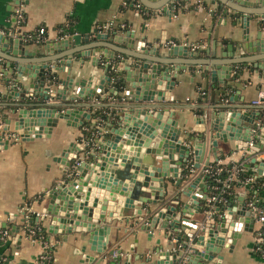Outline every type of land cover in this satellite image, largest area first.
<instances>
[{
	"label": "crops",
	"instance_id": "crops-1",
	"mask_svg": "<svg viewBox=\"0 0 264 264\" xmlns=\"http://www.w3.org/2000/svg\"><path fill=\"white\" fill-rule=\"evenodd\" d=\"M248 1L251 2V0ZM124 2L125 0H0V31L8 37H23L21 51L28 50L32 56L19 53L15 56L21 60L35 61L26 63L31 69L38 64H49L48 68L56 71L59 78L58 85L48 84L50 83L48 79L45 80V84L50 85V90L53 92L59 90L61 81L67 76L74 80L83 78L92 86L102 79L104 73L109 75L112 67L114 71L121 69V74L125 75V67L135 64L138 60L136 56L128 53L146 55L160 60L206 61L207 63H168V66L179 67L174 84L168 89L164 88V80L161 84H156L155 88L165 90L164 97L167 99L158 100V104L166 106L164 107L166 114L172 111L171 117L177 122V127L181 128V136L184 132L196 134L197 131L192 130L196 122L195 118L202 115L207 122L208 115L215 109L241 111L249 115L259 112V117L262 116L264 119V101L258 104L253 103V100L258 97V92L264 90V49L251 51L249 47L244 46L247 41L243 39L242 19L238 16V12L229 6H240L238 0H136L142 11L126 6ZM158 4L160 6L154 7ZM263 7L264 3L249 5L248 8L255 10ZM216 8H220L221 14L213 20L210 12ZM20 14L23 16V24H18ZM261 19L262 14L256 18L250 14L246 26L248 40H256L257 32H259L260 38L264 41V22H260ZM39 26L46 30L44 35L37 31ZM63 27L70 32L60 34V29ZM127 31H130L129 36L126 34ZM70 34H78L79 41L75 42V39H71L61 45L58 44L59 39ZM184 44H187V49ZM173 46L178 47L173 49ZM11 49V44L4 51L0 48V76L4 74V70H7L5 76H12L9 70L11 68L15 70L17 62L7 60L3 56L6 55L5 52L11 54ZM75 49L81 50L70 52ZM65 52H69L67 59L70 60V64L67 68L66 63L63 62L66 57L61 56ZM93 53H99L96 55L97 64H92L95 56ZM102 53H116L117 57L106 60ZM232 60L238 61L222 64L221 71H226L227 67L233 64L240 71L236 78H224L223 83L211 79V69L214 68V64L209 61ZM107 61L110 65L105 72L104 63ZM142 61L146 60L142 59ZM149 63H155V61L150 60ZM203 70L207 73V77L203 75ZM234 71L235 69L231 70V76ZM20 81L13 96H9V84L7 86L0 80V92H8L10 104L14 103L15 106L18 103L17 91L23 89L22 82L34 81V78L27 77L26 73H23ZM197 82H201V88L205 91L201 93L202 99L204 98L202 103L197 101L199 95ZM112 83L111 78L108 89L112 91V96L108 94L105 85L100 92L96 91L93 98L73 95L72 87L65 86V99L54 96L47 102L34 101L36 98L34 95L30 102L55 107L57 112L81 108L90 113L86 106L90 103L102 104L100 99L106 96L108 101L104 104L109 103L110 107L116 109V113L119 114L121 108L123 110L124 106L130 103L129 95L125 93V90L131 85L127 80L123 82L121 90H118ZM198 105L202 107L201 113L195 111ZM215 106L219 107L213 108ZM5 112L4 117L0 118L2 134L4 133L0 139V224L12 223L8 238L0 244V264H88L79 262L84 254L81 251L83 246H86L85 252L99 258L98 264H110L112 261L124 260L127 257H130L132 264H137L144 259L155 263L159 258L158 250L169 249L172 252L177 249L201 248L200 245L192 242V237L188 236L196 229L186 227L188 225L186 217L196 222L205 221L204 211L194 210L193 205H191V211L184 212L185 218L178 220L180 222L178 230L169 226L162 227L160 222L162 219H159L156 226L148 230L143 229L140 224L147 215L139 219L140 214L135 213L132 208H124L122 213L114 210L111 221L106 223L110 226V230L106 234V251L103 254L89 250V244L81 232L49 231L48 226L52 215L44 211L47 198L43 192L54 181L63 177V164L58 157L67 149L70 150V154L77 151L82 158L87 157L89 151L96 146L95 139L101 137V133L112 125V119L116 121L117 118L110 116L104 122L96 124L98 133L89 142L82 137L81 130L84 128L82 124L87 120V116L82 114L79 116L81 123H72L73 121L65 117H57L47 132L39 136L30 133L31 137L23 138L14 129L16 112L8 109ZM91 120L96 123V119ZM235 144L234 140H223L217 137L216 156L209 150V142L201 164L215 160H220L222 163L244 162L245 170L258 175L257 167L250 161L252 155L246 152L244 147H237ZM254 155L264 160V144L262 149ZM194 176H199L200 181L205 182L202 174L195 172L192 177ZM174 180L171 176L164 177V196L151 204L152 210L167 205L179 209L180 202L187 199L184 194H179L180 187L175 185ZM235 190L236 197L226 202L222 208L220 207V211L227 212L229 206L235 209L242 201L239 199L240 196L243 197L242 202H244L245 188L235 186ZM204 192L207 193V188L205 190L198 184L193 189L197 199L198 195ZM200 198L201 196L199 200L202 206L203 202ZM25 199L27 206L38 214V217L35 216L33 220L43 226L46 238L54 244L51 262L40 260L42 242L29 237L20 225ZM143 214L144 209L141 215ZM232 216L237 220L239 215L234 211ZM250 221L253 223L251 230H245L242 225L234 243L230 247L222 246L220 255L212 260H206L205 264H264V259L254 251L255 230L261 222L254 221L252 218ZM211 223L217 225L218 222L211 219ZM186 241L188 245L185 247ZM178 244L181 245L178 247ZM108 249H112L113 253L108 254ZM115 251H121L122 254L115 256Z\"/></svg>",
	"mask_w": 264,
	"mask_h": 264
},
{
	"label": "water",
	"instance_id": "water-1",
	"mask_svg": "<svg viewBox=\"0 0 264 264\" xmlns=\"http://www.w3.org/2000/svg\"><path fill=\"white\" fill-rule=\"evenodd\" d=\"M262 3L264 0H251V2L242 0L240 6L229 5L238 12V16L242 19L243 39L247 41L244 46L249 47L251 51L264 49V41L260 38L259 32H257L256 40H248L246 34L250 14H253L254 18L262 14L260 22H264V7L255 10L248 7ZM158 6L160 5L154 7ZM129 32L127 31V36L130 35ZM22 38V36L8 37L0 31L1 50L4 51L9 44L12 45L11 54L5 52L6 55L3 56L7 60L17 62L15 70L12 68L9 70L13 77L6 76L14 82L9 86V96H13L16 83L21 82L23 73H26L27 77L34 78V81L20 83L23 89L17 91L18 103L12 110V112H16L17 116L14 121V129L18 131L20 137L28 138L32 134L39 136L41 133L47 132L57 117H65L69 121H73L72 123H81L79 120L81 114L89 117V113L81 108L57 112L55 107L46 106V104L37 105L30 102V99L34 98V95H38V98L42 100L48 96H60L65 99V86L72 87L73 95L92 98L96 91L100 92L104 85L108 86L111 83V77L104 73L102 79L91 86L83 78L74 80L67 76L61 81L59 90L50 91V85L45 84L47 79L45 69L48 68L49 64H38L31 69L26 63L35 61L21 60L15 56L18 53L32 56L28 50L21 51ZM71 39L78 42L80 37L78 34H70L59 39L58 44L61 45ZM176 47L178 46L172 48L175 49ZM184 47L187 49V44H184ZM80 50L75 49L70 52ZM102 54L106 60L117 57L116 53ZM128 54L136 56L138 60L135 64H129L125 67V75L121 74V69L116 72L122 82L130 81L131 86L125 90V93L129 95L130 103L125 105L123 110L121 108L119 114H114V117L117 118L116 121L112 119L114 126H108L101 133V137L95 139L96 146L89 151L87 157L82 158L77 154V151L70 154L69 149L60 154L58 160L63 164V177L54 181L43 192L47 198L44 211L52 215L48 230L61 233L81 232L89 244V250L100 254L106 251V234L110 230V226L106 223L111 221L114 210L122 213L124 208H132L135 213L140 214L139 219H143L144 215H147V218L143 219L140 224L141 228L147 230L156 226L159 219H162L160 221L162 227L169 226L178 230V224H180L178 220L181 221V218H185L184 212L191 211V205H193L194 210L202 211L199 197L201 196L200 199L203 201L206 192L198 195L197 199L193 189L198 184L206 190V183L201 182L199 176L182 178L181 171L185 163L191 159L194 160L195 167L200 166L209 142V150L216 156L217 137L223 140H234L235 146L244 147L246 152L252 155L250 161L257 167L258 175H264V160L254 155L262 149L264 144V119L262 116L259 117V112L249 115V113L241 111L215 109L208 115L207 122L202 115L195 118L196 122L192 130L197 131L196 134L184 132V135L181 136V128L177 127V122L171 117L172 111L167 110L169 112L166 114L164 110L166 106L158 104V100L167 99L164 97L165 90L155 88L156 84H161L164 80V88H170L174 84L179 70V67L168 66V63H205L206 61L160 60L141 54ZM67 55L69 52L61 55L66 57V60L63 61L66 63V68L70 64ZM93 55L95 56L92 64H97L96 55L99 53H93ZM142 59L146 61H142ZM150 60H154L155 63H149ZM236 61L238 60L209 61L214 64V68L211 69V79L220 83H223L224 78L231 77L233 79L234 76H231L230 72L234 69V65L230 64L226 71H221V66ZM162 63L164 64L162 65ZM109 65L108 61L104 63L105 72ZM131 67L136 69L131 70ZM48 69L52 71L50 68ZM3 73L6 75L7 70H4ZM71 97L73 98V96ZM30 133L32 134L30 135ZM79 149H83V147H79ZM120 162L122 164H119ZM165 176H171L175 179V185L180 187L179 194H184L187 199L180 202L179 209L167 205L152 210L151 204L156 203L157 199L164 196L165 183L163 180ZM184 179L187 180L183 181ZM178 195L176 197L177 202L179 201ZM239 199L243 201L242 196ZM242 201L237 204L235 209L229 206L227 212H221L220 216L215 215L213 220L218 222L217 225L206 220L202 229L196 226L195 220L186 217L188 220L186 227L196 229L188 236L192 237V242L200 245L201 248H194L193 251L177 249L172 251L173 253L169 249L158 250L159 258L155 263L144 259L137 264H205L206 260L218 257L222 246L230 247L234 243V239L239 236L242 225H244L245 230L252 229L250 211ZM143 209L144 214L141 215ZM234 211L239 215L237 220L232 216ZM177 212H179L178 215ZM2 225H5V222ZM186 245H188L187 241L184 246L186 247ZM85 248L86 246L81 248L84 254L79 262L98 264L99 258L94 254L85 252ZM107 252L112 254L113 250L108 249ZM177 255L178 257H176ZM110 264L132 263L130 257H127L124 260L112 261Z\"/></svg>",
	"mask_w": 264,
	"mask_h": 264
},
{
	"label": "trees",
	"instance_id": "trees-1",
	"mask_svg": "<svg viewBox=\"0 0 264 264\" xmlns=\"http://www.w3.org/2000/svg\"><path fill=\"white\" fill-rule=\"evenodd\" d=\"M135 2H136V0H125L124 3L126 6L136 8ZM137 8L140 9V7H137ZM140 10L142 11V8ZM210 13H211L213 20H215L221 14V10H220V8H216V9L211 10ZM23 22H24L23 18H19L18 24H23ZM37 31H39L41 33V35H44L46 32V30L44 28H42L41 26H39L37 28ZM66 32H70V30L63 27L60 29L59 33L65 34ZM27 34L28 33H26V36H28ZM234 69H235V71H234L233 76H234V78H236L239 75L240 71H239V68H237L236 66H234ZM45 71H46L45 77L47 79H49V81L51 83L57 84L59 81V78L57 76L56 71L55 72L50 71L49 69H47ZM202 73L204 76H206V77L208 76L207 73L205 72V70H203ZM202 73H201V75H202ZM109 75H110V77L112 76L111 77L113 80L112 84L118 90H121V87H123L124 83L122 82V80L119 79L118 73L116 71L112 70V68H111ZM0 80L2 82H4V84H6L7 86H8V84L10 86V84L13 82L11 78H6V76L4 74H1ZM18 83H16V87H17ZM198 85H199V87H198ZM106 87L108 89L109 86H106ZM197 87H198V92H199L197 101L199 103H202V100H204V98L202 99L201 90L203 88H201L202 87L201 82H197ZM109 89H108V94H110L112 96L113 95L112 91H110ZM38 97L39 96L36 95V98L34 101H42V99H40ZM93 97H95V95ZM98 99H100V98H98ZM100 101L102 104L96 105V104L90 103L86 106V109H88V111L90 112L89 113L90 117H87V120H85L84 123L82 124V125H84V128H82L81 133H82V137L84 139H87L89 142L92 141V139L94 138L96 133H98V127L96 126V124L104 122L110 116H114V114L117 112L116 109H114L113 107H110L109 103L104 104L105 102L108 101L106 96L101 97ZM14 108H15L14 103L10 104L8 92H5V93L0 92V118L4 117V115L6 114V112H5L6 109H8L9 111H12ZM195 111L197 113H201L202 107L200 105H198L197 107H195ZM91 119H96L95 120L96 123H93ZM219 157H222V156H219ZM188 163L189 162H186L184 167L182 168V171H181V177L182 178H186L187 175L189 174V170H188V166H187ZM208 164L213 165V166L221 165L223 167H229L233 163H230V162L229 163H221V162L217 163L215 160L213 162H208ZM242 165H244V162H242ZM224 171H225V169H223L220 172L221 176L224 175V173H225ZM254 174H252L248 170H245V168L243 170H240L238 173V177L240 180L233 182L232 186L228 189V192L226 193V202H229L236 197L237 191L235 190V186H243L245 188L244 203H247V201H249V200H255L256 199V203L259 206H261L264 203V175H256L255 176ZM203 177H204L206 184L208 185V189H211L212 185L214 184V177L211 176L209 173L203 174ZM248 177H254V178H253V180H251L249 182H244V179L248 178ZM24 202L27 203L26 199L24 200ZM225 203L221 202L219 204V206L222 208L225 205ZM11 223L12 222H9L6 225L0 224V244H2L4 242L3 238H1V230L8 229V231L10 232ZM30 223L35 224L34 220H32V219H31ZM38 224H40V223L38 222ZM20 225L23 226L24 229L28 230V226H27L26 222L23 221V219H22ZM262 229H264V225H261L258 228V230H255V233H256V231H259ZM40 234H42L46 237V231L44 230L43 226L41 227V229L36 234H34V236L38 237V235H40ZM48 261L51 262L52 257Z\"/></svg>",
	"mask_w": 264,
	"mask_h": 264
},
{
	"label": "built area",
	"instance_id": "built-area-1",
	"mask_svg": "<svg viewBox=\"0 0 264 264\" xmlns=\"http://www.w3.org/2000/svg\"><path fill=\"white\" fill-rule=\"evenodd\" d=\"M135 6L140 7L138 2H135ZM138 9V8H137ZM20 18H23V16L20 14ZM51 91V90H50ZM201 93H205L204 90H201ZM52 96H48L44 102L51 100ZM264 101V90H260L258 92V97L253 100V103L258 104ZM4 136V133L2 134L1 130V122H0V139ZM188 170L189 174L187 175L186 178L193 176L195 172L202 174L209 173L211 176L214 177V184L212 185L211 189H208L207 185V193L206 196L203 199L202 203V210L204 211L205 214V221L214 219V216L219 214L220 216L221 212L225 211H220V206L219 204L221 202L225 203L226 202V193L228 192V189L232 186L233 182L240 180L238 177V173L240 170L244 169V165H242V162H236L231 164L229 167H223L221 165H210L208 162L201 164L199 167H195L193 162L194 160L191 159L188 161ZM217 163H220V160L216 161ZM222 163V162H221ZM225 169V173L223 176L220 175V172ZM256 176V174H254ZM254 177H248L244 179V182H249L253 180ZM246 207L250 211V216L254 221L261 222V225H264V203L259 206L256 203L255 200H249L247 203H245ZM37 216L38 214L36 212H33L30 207L27 206L25 203L24 206H22V217L23 221L26 222L28 226V230L24 229L26 231V234L34 239H39L42 242V252L40 253V260L42 262H49L48 260L52 257V248L54 244L50 242L44 235L40 234L38 237L34 236L40 229L41 225L38 224V222L35 220V224H31L30 221L31 219ZM205 221H198L196 222V226L199 228H204L205 226ZM37 222V223H36ZM260 225V226H261ZM259 226V227H260ZM258 227V228H259ZM258 228L256 230H258ZM10 232L8 229H3L1 230V238L5 241ZM181 244H178V247ZM194 247L190 248L189 251H193ZM254 251L256 254H258L261 258L264 259V229L256 231V239H255V244H254ZM122 254L121 251H115L114 255ZM3 264V263H1Z\"/></svg>",
	"mask_w": 264,
	"mask_h": 264
}]
</instances>
